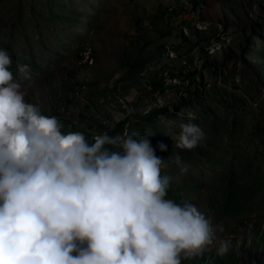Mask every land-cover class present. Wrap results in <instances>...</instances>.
Listing matches in <instances>:
<instances>
[{
	"label": "rangeland",
	"instance_id": "374dc122",
	"mask_svg": "<svg viewBox=\"0 0 264 264\" xmlns=\"http://www.w3.org/2000/svg\"><path fill=\"white\" fill-rule=\"evenodd\" d=\"M0 48L62 131L149 136L166 197L230 241L181 264H264V0H0ZM189 122L205 139L174 148Z\"/></svg>",
	"mask_w": 264,
	"mask_h": 264
},
{
	"label": "clouds",
	"instance_id": "9594fccd",
	"mask_svg": "<svg viewBox=\"0 0 264 264\" xmlns=\"http://www.w3.org/2000/svg\"><path fill=\"white\" fill-rule=\"evenodd\" d=\"M62 127L26 102L0 48V264H181L213 247L228 252L222 225L166 197L171 178L149 136L101 132L90 142ZM179 129L174 148L205 139L199 125Z\"/></svg>",
	"mask_w": 264,
	"mask_h": 264
}]
</instances>
